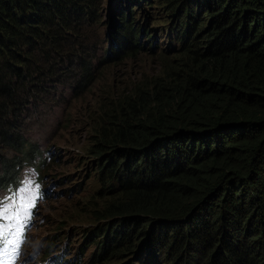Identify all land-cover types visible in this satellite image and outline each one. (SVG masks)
<instances>
[{"label": "trees", "instance_id": "1", "mask_svg": "<svg viewBox=\"0 0 264 264\" xmlns=\"http://www.w3.org/2000/svg\"><path fill=\"white\" fill-rule=\"evenodd\" d=\"M153 1L173 55L98 103L91 262L264 264V0H114L106 35L104 0H0V190L34 165L25 119L58 86L79 98L155 53Z\"/></svg>", "mask_w": 264, "mask_h": 264}, {"label": "rangeland", "instance_id": "2", "mask_svg": "<svg viewBox=\"0 0 264 264\" xmlns=\"http://www.w3.org/2000/svg\"><path fill=\"white\" fill-rule=\"evenodd\" d=\"M112 3L103 2L104 15H108L103 35L116 22ZM140 13V26L149 14L147 25L155 53L140 51L107 68L79 98H73L66 86H58L53 98L25 119L26 138L35 145L37 155L33 166L21 170L16 187L0 190V264H94L93 246L85 236L101 226L92 212L104 206L100 196L105 187L94 174L90 152L105 121L101 119L102 104L98 103L106 100L109 92L129 90L133 84L157 75L164 58L173 55L167 49L175 46V41L166 37L167 29H162L167 25L157 1ZM139 259L133 264H139ZM129 260L114 256L101 264H126Z\"/></svg>", "mask_w": 264, "mask_h": 264}, {"label": "water", "instance_id": "3", "mask_svg": "<svg viewBox=\"0 0 264 264\" xmlns=\"http://www.w3.org/2000/svg\"><path fill=\"white\" fill-rule=\"evenodd\" d=\"M108 19V15H105V20H107Z\"/></svg>", "mask_w": 264, "mask_h": 264}, {"label": "bare ground", "instance_id": "4", "mask_svg": "<svg viewBox=\"0 0 264 264\" xmlns=\"http://www.w3.org/2000/svg\"><path fill=\"white\" fill-rule=\"evenodd\" d=\"M52 161H53V160H52ZM52 161H51V162H52Z\"/></svg>", "mask_w": 264, "mask_h": 264}]
</instances>
